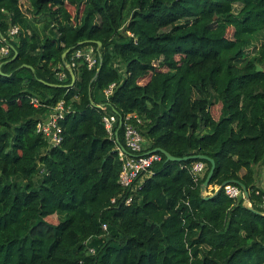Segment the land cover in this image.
I'll list each match as a JSON object with an SVG mask.
<instances>
[{"label": "trees", "instance_id": "1", "mask_svg": "<svg viewBox=\"0 0 264 264\" xmlns=\"http://www.w3.org/2000/svg\"><path fill=\"white\" fill-rule=\"evenodd\" d=\"M0 32V264H264V39L247 53L264 0H0ZM88 45L90 69L72 58ZM66 64L72 87L42 82L69 84ZM59 101L51 146L36 124ZM107 113L123 146L129 115L147 150L213 158L209 185L239 180L250 205L222 188L203 199L209 162L194 181L196 160L160 152L125 204Z\"/></svg>", "mask_w": 264, "mask_h": 264}, {"label": "built area", "instance_id": "2", "mask_svg": "<svg viewBox=\"0 0 264 264\" xmlns=\"http://www.w3.org/2000/svg\"><path fill=\"white\" fill-rule=\"evenodd\" d=\"M16 32L17 27L13 26L11 27L9 34L10 36H13ZM7 54L8 48L6 46H2L0 48V55L6 56ZM97 55L98 54H96L95 49L92 46L88 45L75 50L72 58H83V60L87 63L88 68L90 69L94 68L97 64ZM63 77L64 74L60 73L59 78L61 79ZM113 85L114 84H110L109 87L104 90L105 95H108L111 92ZM31 103L35 106L39 105L36 98H31ZM64 111L65 108L63 106V101H59L50 109L46 118L36 124V131L41 132L46 137L51 146L59 145L62 140L61 126L59 124V121L63 119ZM129 117V115L125 117V122H122V126L123 141L125 145L124 147L130 154L124 153L118 146H116V148H118L117 153L121 162V169L118 175V183L122 188V192L120 193L119 198H121L125 204H129L131 202V191H135L139 186L137 185L138 179L144 176V174H146L147 176L151 175L153 173V164L161 160V155L159 154V152H151V150H147L145 148L144 138L136 129V127L131 124V122L129 121ZM102 121L109 137L113 138V140L115 141V134L117 132V127L115 125L117 122L116 115L114 113H107L103 115ZM206 168V163L202 160H196L192 163L190 167V173L194 181L204 175ZM218 186L215 187L217 188ZM222 189L224 190V193L231 199H237L239 197L243 198L242 189L234 183L226 184L222 187ZM123 193H125L126 195L122 197ZM256 194H258V191H256ZM114 200L115 199H112V202H114ZM248 204L250 205V203ZM259 207L264 212L263 195H261ZM103 228H105V225L103 226Z\"/></svg>", "mask_w": 264, "mask_h": 264}, {"label": "water", "instance_id": "3", "mask_svg": "<svg viewBox=\"0 0 264 264\" xmlns=\"http://www.w3.org/2000/svg\"><path fill=\"white\" fill-rule=\"evenodd\" d=\"M0 38L4 39L1 32H0ZM90 42H95L98 46H100L101 42L98 41V40H86V41H83V42H80V44L82 43H90ZM69 50L66 49L62 56H65L67 54ZM17 56V51L15 50L14 51V54L13 56L10 58L9 61L15 59ZM21 66H25V67H29L31 68V66L27 65V64H22ZM66 67L68 68L70 74H71V81L69 84H66V85H60V84H53V83H48V82H45V81H42L44 82L45 84L47 85H50V86H55V87H72L75 83V75L72 71V68L69 64H66ZM100 69V65L99 67L97 68V71L96 73L99 71ZM257 70H260L261 68L258 66L256 68ZM3 74V73H2ZM122 117L119 115L118 116V126L120 127L122 125ZM115 142L117 144V146L124 152V153H127V154H130L126 148L119 142V139H118V133L116 132L115 134ZM115 150L117 151L118 148H115ZM151 152H160L161 154L164 155L165 157V161H186V160H189V159H193V160H205L207 162H209L210 164V168L203 180V182L201 183L200 185V191H201V197L203 199H209L212 197V195H214L219 189H221L224 185L226 184H229V183H234L236 185H238L241 189H242V192H243V202L245 205H248L249 206V193H248V190L246 188V186L239 180H235V179H229V180H225L223 181L215 190V192L213 194H205V191L209 185V182L211 180V177L213 175V171L215 169V161L213 158L209 157V156H206V155H203V154H194V155H188V156H183V157H177V156H174L172 154H170L168 151H166L165 149L161 148V147H155L153 149H151ZM255 213H260L259 211L257 210H253Z\"/></svg>", "mask_w": 264, "mask_h": 264}, {"label": "rangeland", "instance_id": "4", "mask_svg": "<svg viewBox=\"0 0 264 264\" xmlns=\"http://www.w3.org/2000/svg\"><path fill=\"white\" fill-rule=\"evenodd\" d=\"M236 9V8H235ZM264 39V34L263 33H259L255 36L254 38V41L252 43V45L247 49V53L248 54H253L254 52L256 53L257 52V47H259L260 43L262 42V40ZM219 107L220 105L219 104H216L214 105L212 108H211V112L212 114L216 117L218 112H219ZM262 166H264V164H258L255 168H257V171L258 169H260ZM147 176L146 174H144L143 177ZM52 221H56V218H52L51 219Z\"/></svg>", "mask_w": 264, "mask_h": 264}, {"label": "crops", "instance_id": "5", "mask_svg": "<svg viewBox=\"0 0 264 264\" xmlns=\"http://www.w3.org/2000/svg\"><path fill=\"white\" fill-rule=\"evenodd\" d=\"M145 178H146V176L143 177V178L142 177L139 178L138 181H137V185H141V183L143 182V180ZM257 183H258L259 187L264 190V166H262L257 171ZM215 190H216V187L215 186L208 185V187H207V189L205 191V194L206 195L207 194H213L215 192Z\"/></svg>", "mask_w": 264, "mask_h": 264}]
</instances>
